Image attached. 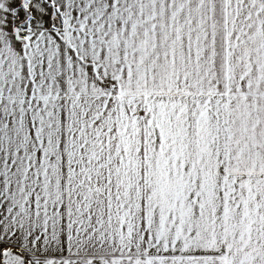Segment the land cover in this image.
<instances>
[{
  "label": "snow or ice",
  "instance_id": "1",
  "mask_svg": "<svg viewBox=\"0 0 264 264\" xmlns=\"http://www.w3.org/2000/svg\"><path fill=\"white\" fill-rule=\"evenodd\" d=\"M0 264H264V0H0Z\"/></svg>",
  "mask_w": 264,
  "mask_h": 264
}]
</instances>
